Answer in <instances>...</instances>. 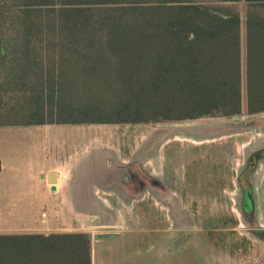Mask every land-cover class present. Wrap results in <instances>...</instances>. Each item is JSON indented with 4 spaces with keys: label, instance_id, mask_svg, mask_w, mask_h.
Wrapping results in <instances>:
<instances>
[{
    "label": "trees",
    "instance_id": "trees-1",
    "mask_svg": "<svg viewBox=\"0 0 264 264\" xmlns=\"http://www.w3.org/2000/svg\"><path fill=\"white\" fill-rule=\"evenodd\" d=\"M16 1L13 24L0 28V126L156 123L243 111L240 0ZM245 1L246 111L259 114L264 0ZM8 94L15 102L6 107ZM0 264H93L92 237L0 233Z\"/></svg>",
    "mask_w": 264,
    "mask_h": 264
},
{
    "label": "rangeland",
    "instance_id": "rangeland-1",
    "mask_svg": "<svg viewBox=\"0 0 264 264\" xmlns=\"http://www.w3.org/2000/svg\"><path fill=\"white\" fill-rule=\"evenodd\" d=\"M189 1L219 4L211 0ZM235 6L242 19V113L156 123H52L0 127V133L12 135L53 134V128L72 132L64 137L50 135L44 139L54 156L56 152L60 156L70 154L79 146L76 158L84 157L86 181L91 182L93 198L84 205H57L55 230L89 232L93 240L94 233L98 236L110 232L112 228L107 226L117 224L118 219L124 217L132 220L131 231L124 234L126 239H122L127 240V244L121 245L116 240L114 245L133 260L132 264H264V161L255 162L257 160L250 157L261 148L259 140L264 142V136L258 135L264 130L261 124L264 113L248 114L246 111L245 19L248 3L240 0ZM16 9V0H0V28L6 29L13 24L11 16ZM13 102L15 98L8 94L4 105L7 107ZM77 132L89 136L80 137ZM43 141L36 137L33 140L40 155L44 153ZM87 143L90 148H85ZM160 146H163V153L167 157L173 156L176 162L182 161L184 156L186 168L171 158L167 166H163L159 159L162 155ZM151 154L154 163L153 167L148 165L150 170L146 160ZM193 154L197 156L195 161ZM128 164L147 169L148 176L150 170L154 173L150 175L154 182L163 187L164 183L169 184L174 187L169 191L180 192L182 196L173 195L165 187L153 190L155 203L150 199L147 206L122 202L101 204L97 198L98 189L92 182L103 185L106 183L103 175H108L111 176L110 183L116 184L122 175L108 166ZM193 168L199 170L196 176L199 181H195L194 186L190 181ZM180 171H186V176ZM37 174L36 180L39 179ZM136 174L143 177L140 171ZM197 186V189L193 188ZM45 210L48 212L50 208ZM146 212L153 219L149 214L144 219ZM101 245H93L96 258Z\"/></svg>",
    "mask_w": 264,
    "mask_h": 264
},
{
    "label": "crops",
    "instance_id": "crops-1",
    "mask_svg": "<svg viewBox=\"0 0 264 264\" xmlns=\"http://www.w3.org/2000/svg\"><path fill=\"white\" fill-rule=\"evenodd\" d=\"M261 124L264 126V121ZM19 126L29 127L36 125ZM53 130L55 132L58 131V133H20L17 135L4 132L0 133V233H49L57 231L55 230V226L57 225V205H84L89 204L90 199L93 198L90 194V189L92 187L91 182L88 181L89 179L86 181L88 174L85 171L84 157L81 159L76 158L79 146L77 149L73 148L76 149L75 152L72 150L70 154H65L63 156L57 155L56 152V156H54L52 152L48 150L49 148H47L44 139L46 136L48 137L50 135L64 137L66 134L68 135L72 132H66V130L62 129L55 130L54 128ZM77 135L84 137V135L88 134L78 133ZM258 135L264 136V130L258 132ZM35 137L44 140L42 143L43 155H40L39 152L35 150L36 145L33 144ZM88 139H90V137ZM259 142L261 141L259 140ZM62 143L63 142H60V144ZM88 146L89 144L87 143L85 148ZM163 146H160L159 153L162 155H159V159L163 166H167L171 156L167 157L163 153ZM171 159L174 163L176 162L173 156ZM192 159L195 161L197 156L193 154ZM185 161L186 159L183 156L182 161L176 162V164L179 166L183 165L184 168H186ZM153 163L154 158L153 154H151V157L146 160V166L149 167L151 165V167H153ZM192 163L195 164V162ZM108 167L114 168L115 171L118 170L121 173L122 178L115 184L110 183L111 176L108 177V175H103L106 182H102L103 185L98 184L96 181L92 182L94 184L93 187L98 189L97 198L101 201V204L109 205L122 202L123 204L131 203L132 205L141 204L147 206L150 204V199L151 203H155L153 201V199H155L153 192L155 188L165 189L166 187L168 191L171 188L169 184L166 185L164 183L163 187L161 183L154 182L150 178V175L154 174L150 171V167L149 176L147 169L142 170L140 166L137 167L133 164L124 166L109 165ZM52 170L57 173L55 189L52 188V185L49 184L46 179L47 173ZM137 171L142 172L143 177L137 176ZM198 171L199 170H196L195 168L192 170L190 181L193 183V186L195 181H199L196 177ZM180 172L181 175L183 174L186 176V171ZM35 174H37L39 178L38 180L35 179ZM175 174H177V172H175L174 175ZM127 179L128 182L126 181ZM183 186L184 188H187L185 185ZM172 188L174 189V187ZM193 188L197 189L198 186ZM177 189H180L179 186ZM171 193L173 195H181L180 192L176 193V191H172ZM169 198H171V196H169ZM45 208H50V211L47 212ZM145 214L146 216L144 219H147L149 212H146ZM150 216L151 214H149V218ZM151 217L153 219V216ZM82 220H84L83 216ZM131 221V219L121 217L118 219L117 224L107 226L108 228H112L110 232L107 231L98 236H95V233L93 234V264H132L133 260L127 258L126 253L120 252L122 251L121 248L115 247L117 245H114L117 240L116 242L120 241L121 245L126 246L127 240L123 241L122 239H126L124 237L126 235L124 234L131 231ZM166 231H169V229ZM95 244H102L99 247L97 258L93 251V245ZM105 252H108V254H105Z\"/></svg>",
    "mask_w": 264,
    "mask_h": 264
},
{
    "label": "flooded vegetation",
    "instance_id": "flooded-vegetation-1",
    "mask_svg": "<svg viewBox=\"0 0 264 264\" xmlns=\"http://www.w3.org/2000/svg\"><path fill=\"white\" fill-rule=\"evenodd\" d=\"M259 145H261L260 147L261 148H259V150H256L250 157L252 158V157H254V158H252V159H254V160H257V161H255V162H262V161H264V142L263 141H261L260 143H259ZM255 156H256V158H255ZM263 165H264V163H263ZM242 184H244V182H242Z\"/></svg>",
    "mask_w": 264,
    "mask_h": 264
},
{
    "label": "water",
    "instance_id": "water-1",
    "mask_svg": "<svg viewBox=\"0 0 264 264\" xmlns=\"http://www.w3.org/2000/svg\"><path fill=\"white\" fill-rule=\"evenodd\" d=\"M47 182L52 185V188L55 189L57 183V173L56 171H49L46 175Z\"/></svg>",
    "mask_w": 264,
    "mask_h": 264
}]
</instances>
